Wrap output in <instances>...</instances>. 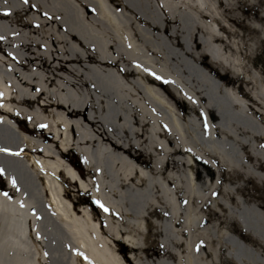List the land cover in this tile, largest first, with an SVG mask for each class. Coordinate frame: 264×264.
I'll return each instance as SVG.
<instances>
[{"label": "bare ground", "instance_id": "bare-ground-1", "mask_svg": "<svg viewBox=\"0 0 264 264\" xmlns=\"http://www.w3.org/2000/svg\"><path fill=\"white\" fill-rule=\"evenodd\" d=\"M246 6L264 51V0H0V169L11 191H0V264H48V224L68 236L53 242L51 264H203L194 231L204 237L205 196L192 175L202 186L205 158L172 156L183 127L160 63L196 46L222 60L228 16ZM258 90L264 108V83ZM248 211L264 208L237 215V264L246 249L264 264V218L244 230Z\"/></svg>", "mask_w": 264, "mask_h": 264}, {"label": "rangeland", "instance_id": "rangeland-1", "mask_svg": "<svg viewBox=\"0 0 264 264\" xmlns=\"http://www.w3.org/2000/svg\"><path fill=\"white\" fill-rule=\"evenodd\" d=\"M241 12V17L228 16L233 31H224L226 41L220 42L222 60L211 62L205 53L197 52L199 46H196L184 57L175 56L174 60L160 63L162 76L173 80L176 88H169L171 80L166 82L169 102L177 107L175 113L183 127L182 140L174 136L171 141L172 156L184 158L193 150L197 163L201 151L205 158L203 185L199 184L195 169L192 175L194 185L197 189L202 187L205 196L204 237L197 238L194 231L195 253L203 264H237V215L244 207L264 208V108L262 95L260 98L256 95L259 84L264 83V51L256 39L259 33L250 25L255 8L246 6ZM230 93L247 106L244 112L231 102ZM183 98L187 104L183 103ZM175 101L182 105L177 106ZM168 109L163 105L158 112L169 121ZM225 157L238 167H231L232 162H226ZM68 158L87 179L88 172L78 154L71 150ZM142 158L147 159L145 155ZM181 169L187 168L181 165L174 168L180 177L184 176ZM0 190L11 196L3 176H0ZM20 190L24 195L31 194L28 186H20ZM83 197L90 196L83 193ZM256 216L264 218V213L248 211L244 215V230L248 220ZM56 239L66 246L68 236L57 226L48 224V264H51V246ZM243 254L242 264H250L248 250Z\"/></svg>", "mask_w": 264, "mask_h": 264}, {"label": "snow or ice", "instance_id": "snow-or-ice-1", "mask_svg": "<svg viewBox=\"0 0 264 264\" xmlns=\"http://www.w3.org/2000/svg\"><path fill=\"white\" fill-rule=\"evenodd\" d=\"M24 3H28V0H24ZM8 14H10V13H5V15H8ZM0 39H2V38H0ZM4 175V171H3V169H0V176H3ZM11 183L13 184V186H15V179H12V181H11ZM5 195H7V193H5ZM98 204H99V202H97ZM100 207H104L102 204L100 205ZM104 210L105 211H108V209L107 208H104Z\"/></svg>", "mask_w": 264, "mask_h": 264}]
</instances>
